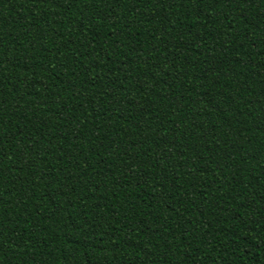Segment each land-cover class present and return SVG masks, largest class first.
<instances>
[{
	"label": "trees",
	"instance_id": "trees-1",
	"mask_svg": "<svg viewBox=\"0 0 264 264\" xmlns=\"http://www.w3.org/2000/svg\"><path fill=\"white\" fill-rule=\"evenodd\" d=\"M171 2L0 0L5 264H264V0Z\"/></svg>",
	"mask_w": 264,
	"mask_h": 264
},
{
	"label": "snow or ice",
	"instance_id": "snow-or-ice-1",
	"mask_svg": "<svg viewBox=\"0 0 264 264\" xmlns=\"http://www.w3.org/2000/svg\"><path fill=\"white\" fill-rule=\"evenodd\" d=\"M55 2L60 5L63 6L65 2L67 3H72L74 2V0H55ZM82 2V0H81ZM135 3H148L150 2V0H134ZM215 2L216 0H211L212 6H215ZM246 2H250V0H230V3L232 4H244ZM93 3H95V0H93ZM112 3H119V0H112ZM157 3H160L162 5V7L165 8H170L172 7V2L171 0H157ZM131 10V9H129ZM111 12H109L107 15H105L104 19H108L111 17ZM74 87V86H73ZM0 123H3L2 119H0ZM3 222L0 221V227H2ZM3 241H4V235L3 232L0 231V264H5L4 262V249H3ZM9 243L11 244L12 241H9ZM17 247H19V244H17Z\"/></svg>",
	"mask_w": 264,
	"mask_h": 264
}]
</instances>
